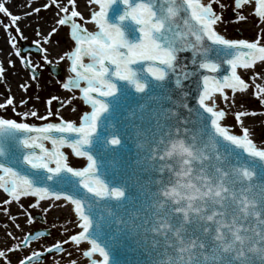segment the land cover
I'll use <instances>...</instances> for the list:
<instances>
[{"label": "snow or ice", "instance_id": "1", "mask_svg": "<svg viewBox=\"0 0 264 264\" xmlns=\"http://www.w3.org/2000/svg\"><path fill=\"white\" fill-rule=\"evenodd\" d=\"M246 6L257 20V34L225 35L223 25L247 21ZM22 8L14 14L9 0H0V27L13 49L8 55L18 57L36 80L41 66L21 55L17 38L27 37L19 24L55 8L53 26L46 33L37 30L42 40L34 43L44 64L65 62L71 73L61 87L72 95L61 106L80 100L91 110L77 123L53 113L50 105L59 97L47 101L45 114L17 111L27 101L18 105L11 95L0 103L20 118L0 116V190L7 194L0 203H16L28 224L35 217L21 203L24 197H34L28 207L44 214L70 207L74 219L65 223L79 229L37 248L34 242L49 233L17 236L6 230L12 243L0 247V264H13L10 254L16 253H22L16 264H41L47 254L71 257L64 245L82 242L90 245L83 252L90 264H264V147H257L243 119L264 112L235 111L240 134L225 123L238 96L243 108L250 89L264 107V0H232L234 19L227 21L229 4L223 0H84L87 16L79 0H46L36 7L23 0ZM64 28L71 44L53 56L46 45H54ZM185 52L191 53V66L182 62ZM6 70L0 61V82ZM185 81L196 84L194 104ZM20 87L27 91L28 85ZM130 127L136 168L119 164L128 152ZM65 147L85 158L86 166H73ZM3 211L21 230L17 217ZM124 251L144 259L122 260Z\"/></svg>", "mask_w": 264, "mask_h": 264}, {"label": "rangeland", "instance_id": "2", "mask_svg": "<svg viewBox=\"0 0 264 264\" xmlns=\"http://www.w3.org/2000/svg\"><path fill=\"white\" fill-rule=\"evenodd\" d=\"M17 1H18L17 2L18 4L16 3L17 5L15 7H12L11 6L12 0H9L10 10L14 14H20L24 10H26V9L22 8L23 0H17ZM45 2H46V0H33V7L40 6ZM223 2H226L229 4V8L224 11L225 20L226 21L227 20H233L234 16H233V12H232V0H223ZM79 4H80V9L84 8V0H79ZM83 10H85V9H83ZM249 11H250V8H247V6H246L245 14L248 15ZM55 12H56L55 8H49L46 10L42 9L41 12L38 14V16L33 15L30 17L36 23H38V25L36 26L35 34H36L37 30H39L42 33H46L53 26L54 20H55ZM0 19H3V18L0 17ZM4 22L7 23V20H5ZM256 24H257V20H256L255 16L254 15H248L247 21L239 22V23L225 24L222 26V29L225 30L224 34L229 36V37L251 39L259 31V29L256 27ZM64 29L66 32L68 31L67 28H64ZM238 29L240 31H238ZM62 32H60L59 35H62ZM1 37L3 39H5V41L6 40L8 41V37H7L5 31L3 30L2 27H0V40H1ZM36 37H38V36L36 35ZM18 39L19 38H17V40ZM23 40L25 42H28V43H30L32 41L28 37H27V39H23ZM67 40L68 41H67L66 48H63V47H61V43L59 42L60 39L58 38L57 42L54 44L56 47L55 48L52 47L51 50H54V49L57 50L60 48L61 51H63L65 49H67L69 47V45L71 44L70 43L71 41L69 39H67ZM12 52H13V49L9 45L8 53H12ZM8 53H7V57H8ZM22 56L30 58L37 65L44 64L41 57H37V56L31 55V54L22 55ZM10 59L14 61V66H9L4 61V65H5L7 70L5 72L4 80L0 83V92H3V98L2 99L5 100V98L8 97L9 95H11L12 97H15V98L18 97V99L14 98L15 102L18 105H19L20 100H22V99L26 100L27 103L23 106H18L17 111H25V110H28L29 108H31V109L36 110L40 114L46 113V110L49 107L47 105V101L52 97H58L56 95L60 94V92H61L60 87H61V82H62L63 75H64V70L62 72V75L59 77V79L55 78V77L46 79V74H44L42 79L33 81L30 78L31 75H30L29 70L24 68L21 65L18 57H16L13 54ZM15 76L16 77L19 76L23 80V84L28 85L27 91H24L20 87L21 84H17L15 86V89H13L15 91L12 92V89H11L12 84H9V81H16V78H15V80L12 78ZM48 81H50V82H48ZM250 93H251V90H249L248 94H245L242 97L243 108H241L239 106V100L241 98L238 96V105L235 107H232L229 110V114L226 117V120L228 121L227 122L228 125L231 126V130L236 134H240L241 126L235 120V117L233 114L235 111L246 109L248 111L264 112V107H262L259 104V101L256 99V97L251 95ZM60 97H62V95H59V98ZM56 103H60V102L58 100H54L50 105L53 113L57 112V110L54 109ZM63 107H65V105ZM67 107H70V108H69V111H66V114H64V112L61 113L62 110L59 111V113L65 119L74 120L75 119L74 117H76V118L81 117L82 114L85 111H87L86 106L80 100H73L71 105L66 106V109H67ZM220 107L223 108V107H225V105L220 106ZM73 109H75V110H73ZM0 116H4L6 118L20 119L19 117L15 116V114L11 111L10 108L9 109H0ZM50 119H53V121L56 122L55 116L51 117ZM243 119H244L245 126L250 127V126H253L254 123H256L257 125H260V127L262 129H264V116H249V117H245ZM33 121H35L36 124H41L40 123L41 121L35 120L34 118H29L30 123H33ZM256 121H258V122H256ZM257 138H259V139L262 138V141L264 142V137L258 136ZM64 152L69 156L70 163H72L73 166L83 167L85 165V161L81 160V159H77L73 154H71L70 150L65 149ZM0 191H1L0 192V202H2L4 199L7 198V194L3 193L2 190H0ZM21 203L35 217V223L28 224L26 221V217L21 215L22 218L19 219L18 222L21 226H23V228L21 230L15 229V227L11 224L12 221L9 219V216L5 215L3 209L7 208L8 212H9L11 210V207L13 206L14 209L17 208V211L19 213L22 210L19 208V206L16 203H12L9 205H4V204L0 203V222H1L0 223V244H3L4 242H6V244L12 243V241H9L6 239V236H5L6 230L13 231V233L17 236H23L25 233L30 232V231L35 232L37 230H44V231L50 230L51 234L49 235V237L42 238L41 241L38 243L34 242V244L32 246L33 248L39 247L40 244L50 245L52 243H55L56 241L65 240V239H67V237L70 234H74L75 232L79 231L78 228H76L72 225H67L65 223L68 220L74 219L71 216H69V214L67 216L60 217V218L54 216L55 213H57L58 211H64L67 209V207L53 209V210H50L47 214H44L42 212L41 208H29L28 207L29 204L34 203V200L23 199L21 201ZM41 205H42V203H41ZM53 211H55V212H53ZM37 217H40L41 219L38 220ZM9 222H11V223H9ZM6 224L9 225L7 229L5 228ZM53 225H55V227H53ZM65 227L70 228L71 232L65 231L64 230ZM64 247L67 249V251L72 253L71 257H68L67 255L60 256V255L52 254V255L47 256L43 261H41V264H53L54 258L55 259H61L62 264H64V262H66L68 259H76L77 264H82V263L88 264L87 258H85L83 256V252L85 250H87V245L76 246V245L68 244V245H64ZM10 255H11V259L13 261V264H16L17 257L22 255V253H16V254H10Z\"/></svg>", "mask_w": 264, "mask_h": 264}, {"label": "bare ground", "instance_id": "3", "mask_svg": "<svg viewBox=\"0 0 264 264\" xmlns=\"http://www.w3.org/2000/svg\"><path fill=\"white\" fill-rule=\"evenodd\" d=\"M18 1L17 0H12V4H11V6L12 7H15L18 3H17ZM17 3V4H16ZM84 8H82L81 10L82 11H84V15L85 16H87L88 15V12L86 11V10H83ZM22 22V23H21ZM21 22H20V24H19V26H20V28H21V30H22V32H23V34H24V36L25 37H28V38H30V40H32L33 42H35L36 40H40V39H36V37H35V30H36V26L38 25V23H36L32 18H30V17H26V18H24V19H22L21 20ZM87 27L89 28V30L90 31H94V30H96L95 29V27L93 26V25H87ZM238 31H240L239 29H238ZM7 40L5 41V39H3L2 37H1V47H0V61H2V62H4L5 61V63H7V60L8 59H10L11 58V56H9L8 55V57H7V53H8V49H9V46L7 45ZM53 48H55V46L53 47ZM62 51H61V49L59 48V49H57V50H51V53H52V55L53 56H56V55H58L59 53H61ZM9 54V53H8ZM85 62L87 63L88 61H87V58H85ZM53 65H59L60 67H64L65 68V70H66V78L71 74L70 72H69V70H68V68H67V65H66V63L65 62H60V63H58V64H53ZM14 80H15V78H16V81H9V84H12L11 85V89H12V92H14L15 90H13V89H15V86L17 85V84H23V80L18 76V77H12ZM66 78H65V80H66ZM246 79H247V77H245ZM18 79V80H17ZM18 81V82H17ZM251 91H252V89H250ZM65 92V91H64ZM63 92V90L60 92V94H58V95H56V96H58L59 97V95H63L64 97L63 98H65V100H66V95H70L71 93H67L66 94V92L64 93ZM76 93L78 94L79 92L78 91H76ZM3 98V92H0V103H2V102H4V100L2 99ZM15 98V97H14ZM62 97H60V99H63ZM15 99H18V97H16ZM61 101V100H60ZM237 105H238V103H237ZM237 105H235V106H237ZM218 106L220 107V106H224V104H223V102L220 100V99H218ZM235 106H233V107H235ZM65 111L66 110H64V114H66L65 113ZM63 112V111H62ZM75 118V117H74ZM78 121L80 122V119H78ZM228 121L225 119V123L226 124H228L227 123ZM256 122H258V121H256ZM259 127V128H258ZM250 128L253 130V139L255 140V142H256V144H257V147H264V142L262 141V138L261 139H259V138H257L258 136H262V137H264V129H262L261 127H260V125H257L256 123H254V125L253 126H250ZM1 192V191H0ZM23 200V199H22ZM21 200V201H22ZM48 203V201L47 202H43L42 203V207L43 206H46V204ZM59 203V202H58ZM67 210V211H66ZM66 210H64V211H58L57 213H55V215L54 216H56V217H58V218H60V217H64V216H67L68 214H69V216H71L72 218H74V215H73V213L70 211V207H67V209ZM53 212H55V211H53ZM9 214L11 215V216H16L17 217V222H18V220L19 219H21L22 217H21V215H20V213L17 211V208H15L14 209V207L12 206L11 207V210L9 211ZM7 219V218H6ZM5 220V219H4ZM3 221V220H2ZM1 223V222H0ZM9 223H11V222H9ZM19 223V222H18ZM12 224V223H11ZM7 226H9L8 224H6ZM23 228V226H21V229ZM6 245V242H4L3 244H0V247H4ZM94 258H96V259H100L99 257H98V255L97 256H95ZM88 260V259H87ZM88 262H90L89 260H88Z\"/></svg>", "mask_w": 264, "mask_h": 264}, {"label": "water", "instance_id": "4", "mask_svg": "<svg viewBox=\"0 0 264 264\" xmlns=\"http://www.w3.org/2000/svg\"><path fill=\"white\" fill-rule=\"evenodd\" d=\"M181 56H182V62L184 64L191 66V53L185 52V53H182ZM59 74H60V71L57 72V75H59ZM221 74H223V73H221ZM184 83L186 86V90L189 92L188 101H189V103L194 104L195 103V95H196V91H197L196 84L194 81H185ZM160 103L165 105V106L168 105V102L166 100H161ZM123 115H127V113H124ZM134 122L138 123L139 121H134ZM128 132H129V139L126 141L127 146H128V152L123 155V158L121 159V161H119V164H120V166H123L126 163L128 165H131L132 168H136L137 166L134 164V161L137 158L135 155L136 151H137V149L135 147V145H136L135 130L130 127L128 129ZM5 145H6V147L10 148L9 142L6 141ZM71 154H72V152H71ZM104 172H105V169L102 168L101 174L103 175ZM107 178L111 179V175H109ZM143 178L146 179L147 176L145 175ZM22 199L35 201V198H22ZM45 202H47V201H45ZM44 232L49 233L46 236L50 235V231H44ZM126 243L128 244L129 248L134 247V245H132L130 242L126 241ZM48 255H51V254H47L45 257H47ZM119 255H120V258L122 260L129 261V262H135L138 259H144V257L142 255H140L137 251H124L122 253H119Z\"/></svg>", "mask_w": 264, "mask_h": 264}, {"label": "flooded vegetation", "instance_id": "5", "mask_svg": "<svg viewBox=\"0 0 264 264\" xmlns=\"http://www.w3.org/2000/svg\"><path fill=\"white\" fill-rule=\"evenodd\" d=\"M63 31V32H62ZM62 31V35H59V39H60V43H61V47L63 48H66V45H67V32L65 31V29H63ZM35 37H36V34H35ZM36 39H40L42 40V36H38L36 37ZM24 44H28V45H31V46H34V50L37 51V54H35L34 56H37V57H41V54L39 53L38 51V47L37 45L31 41L30 43L28 42H25L23 39H18L17 40V47L21 49V51H31V49H29L28 47H26ZM7 45L9 46V43L7 42ZM55 45H46V47H49L50 49L52 47H54ZM0 47H1V40H0ZM56 47V46H55ZM40 65V64H39ZM41 67H38L37 69V79L36 80H40L42 79V77L44 76V74H46V79L47 78H52L53 77V72H54V68L52 67V65H47V64H42L40 65ZM31 75V74H30ZM36 80H33V81H36ZM50 82V81H48ZM1 83V82H0ZM61 89V87H60ZM62 91V90H61ZM65 93V92H64ZM67 96V97H66ZM66 99H68L70 96L69 95H66ZM61 100H65V98L61 99ZM54 100H52L53 102ZM60 102V101H59ZM66 106L68 105H65V107L61 106V103H56L55 104V107L54 109L57 110V111H60L62 110L63 108H66ZM42 114H45V113H42ZM53 120V119H52ZM33 123H35V121H33ZM40 123H43V121H41Z\"/></svg>", "mask_w": 264, "mask_h": 264}]
</instances>
